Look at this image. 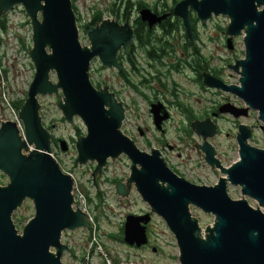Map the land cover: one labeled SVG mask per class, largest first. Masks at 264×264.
I'll return each instance as SVG.
<instances>
[{
	"label": "water",
	"instance_id": "1",
	"mask_svg": "<svg viewBox=\"0 0 264 264\" xmlns=\"http://www.w3.org/2000/svg\"><path fill=\"white\" fill-rule=\"evenodd\" d=\"M16 5L23 7L30 20L29 57L35 74L18 111L24 141L15 123L0 122V173L8 179L6 185L0 184V264H63L62 252H70L59 242L63 232L91 228L87 214L72 209L73 178L51 156L52 134L43 125L39 97L52 95H56L57 109L71 129L75 118L85 128V136L74 144L76 164L95 163L94 172L101 175L109 161L122 155L130 161L129 182L134 183L149 213L160 217L173 234L179 264H264V213L260 210L264 208V149L249 144L250 131L239 127L238 160L229 167L218 166L223 176L214 185H195L179 178L158 150L142 152L121 132L123 108L106 88L98 90L90 82L95 58L102 67L119 69L115 55L131 38L127 20L122 25L101 20L86 32L88 46H82L71 0H0V20ZM191 11L201 26L212 16H226L230 34L247 28L244 58L233 67V72L240 75L238 85L223 87L210 78L204 83L235 95L247 106L244 111H256L264 125V0H180L172 13L183 21L190 40ZM139 16L149 26L161 20L147 8L141 9ZM150 112L155 113L152 108ZM211 125L193 122L191 128L206 140L217 132L216 125ZM29 145H34V150L23 154ZM58 146L61 152L68 150L65 140H59ZM206 162L212 163L209 158ZM229 185L239 187L257 207H251L245 199H231ZM114 187L118 196L127 198L128 192L120 182ZM27 200L33 205L34 215L18 231L12 215ZM191 206L214 216L213 227L204 230L205 237L191 215ZM150 214L125 217L124 244L136 248L147 244L145 225Z\"/></svg>",
	"mask_w": 264,
	"mask_h": 264
},
{
	"label": "flooded vegetation",
	"instance_id": "2",
	"mask_svg": "<svg viewBox=\"0 0 264 264\" xmlns=\"http://www.w3.org/2000/svg\"><path fill=\"white\" fill-rule=\"evenodd\" d=\"M124 2L126 3L124 10H121L118 17L112 16L113 20L115 19L119 23L127 20L131 27L129 44L125 49L121 47L115 55L119 69L102 67L99 59L95 58L92 62L97 63L100 70L107 71L110 74L103 81L90 82L98 90L106 88L107 93L113 96L121 105L123 108L122 133L135 146L136 143L138 144L142 141L148 147L146 153H150L151 149L159 151L173 174L191 184L207 186L208 184L206 183L198 182L192 178L189 179L181 170V163L175 162V159L170 156V153L176 152L172 138H175L173 140H176L177 143L182 144L188 140L187 138H194L192 151L201 157L202 166L211 174L219 171V165L224 167V161L221 158L225 157L224 151L219 145L215 144L216 138L222 134L224 124L230 123L236 127L237 133L240 126H245L254 140L253 131L255 125L248 122L252 118V114H254L252 110L247 109L244 111L246 107L238 99L236 100L237 97L222 87H208L204 83L205 78H210V80L213 79L219 82L223 87L236 85L230 82V75H224V69L236 72L233 67L244 56L226 57L225 60L220 59L221 68L213 67L212 61L209 62L208 57L202 53L199 44L200 39L194 27L198 19L196 20L197 17L192 16V13L189 14L190 40L183 27V21L173 15L163 0H156L153 4L133 0ZM143 8L149 9L157 17H160V22L149 26L146 21H142L139 11ZM245 29L247 28L240 30L239 34L234 35L229 33L227 27L220 29V47L224 48L227 54L231 55L234 53L237 49V37L241 31L245 33ZM86 46H88V42ZM190 85L195 87V94H210L212 99L210 107L207 106V99L205 105H202L199 101L195 103L190 101L193 97L188 88ZM126 91L132 96H127V100L125 99ZM136 100L145 105L151 120L150 125L133 124V118L131 119L132 112L135 113L140 110L138 108L139 103ZM151 108L155 111L154 115L150 112ZM174 112H177L183 118V122L178 124L171 123ZM234 114H238V116ZM155 121L158 124H155ZM203 121L210 126H212L211 123L216 125L217 132L211 138H207V140H203L191 128L193 122ZM135 132L138 134L140 141L135 137ZM55 140L61 139L53 135L52 145ZM253 140L250 142L252 143ZM151 142L155 143V147L150 144ZM137 148L139 149V147ZM139 150L144 152L141 149ZM179 156L181 154L177 152V157ZM206 158L212 161L210 165L207 164ZM109 163L108 165L110 166ZM88 164L92 166L90 175L82 174L88 180L86 183H81L78 181L80 180L79 178L74 177L78 188L81 186L82 189H85L88 184H91L93 189L99 192L101 183L98 181L104 180L105 182L113 181L114 186L117 182H120L122 188L128 192V196L133 193V188L135 187L132 184L134 183L129 182V179L127 180L125 176L118 179L105 177L106 171L98 175L94 172L95 163ZM84 196L87 206L91 205L94 197L91 199L87 192ZM95 196L101 201V195ZM145 214L150 213L149 211H144L133 215L143 216ZM153 220L154 215L150 214V221L145 225L147 244L139 248L122 244L137 251H144L149 248L155 253L158 247L153 245L151 240L152 231L150 229ZM66 233L64 232L63 234ZM79 260L80 258H78Z\"/></svg>",
	"mask_w": 264,
	"mask_h": 264
},
{
	"label": "rangeland",
	"instance_id": "3",
	"mask_svg": "<svg viewBox=\"0 0 264 264\" xmlns=\"http://www.w3.org/2000/svg\"><path fill=\"white\" fill-rule=\"evenodd\" d=\"M129 0H75L74 6L76 7L77 16L80 18V23L78 24V28L80 25L88 22V19L92 15V11L100 10L103 12V19L113 20L110 14V9L115 5L119 4V2H124ZM133 1H142L148 4H153L156 0H133ZM166 3L168 8H172L174 2H179L180 0H163ZM262 8H259L261 10ZM192 16L196 17L195 13L191 11ZM12 20H22L25 19L28 22V17L24 16L23 13L17 12L12 13ZM115 20V19H114ZM230 22V19L226 16L215 17L212 16L209 20H207L203 26L200 25L199 21L195 24V32L198 35L200 41L199 44L202 49V53L208 57V61H212L213 67L221 68L220 59L225 60L226 57H243L245 55V48L243 38L245 37V33L241 31L242 36L237 37V49L234 53L227 54L224 48L220 47V29L227 27ZM122 25V23H120ZM30 23L23 29V36L27 42L30 43V39L32 37ZM82 31V30H81ZM86 34L80 32L79 30V40L82 46H86L87 39ZM12 64H14V68H12V73L15 74L17 78H19L21 82V90L22 93L20 95H26L27 87H26V78L30 77L34 79L35 69L34 67H28V65H33L32 61L28 56H17L14 55ZM27 65V68L24 66ZM224 75H230V82L238 85V80L240 75L234 73L233 71L224 69ZM238 73H240V68H238ZM109 72L100 70L97 63H91L89 77L90 81H103L105 77L109 76ZM51 78L54 79V75H51ZM191 94H193L192 99L190 100L192 103L199 101L202 105H205L207 99V106L210 107L211 96L210 94H195L194 86H188ZM60 97L61 93H58ZM227 94V93H225ZM196 95V96H195ZM230 95V94H229ZM127 96H130V93L126 91L125 99L127 100ZM207 96V97H205ZM236 98L235 96H233ZM238 98H236L237 100ZM232 100V99H230ZM139 103L138 108L140 109L138 112H132L131 119L133 120V124H138L141 126L150 125L151 120L146 111L145 105H143L139 100H136ZM238 101L247 107L240 99ZM39 102L41 104L40 115L43 119V123L46 127H50L52 134L58 138L63 139L67 142L68 150L66 152H61L59 147L56 148L53 146V152L55 158L62 162L64 167L62 169L69 173L70 176L77 177L81 183H86L88 180L82 176V174L90 175V171L92 170V166L90 164L86 166H79L75 163L76 160V151L74 149V144L76 140L82 136H85V128L81 121L78 118L73 120L74 129L66 123L65 121H61V112L57 109V97L56 95H52L50 97H39ZM251 110L250 108H248ZM254 114H252V118L249 119L248 122H251L255 125V129L253 131V136L255 140L249 144L253 147L264 149V125L258 120L257 112L252 110ZM183 122V118L177 113L174 112L172 124H178ZM77 127V129H76ZM263 127V128H262ZM122 132V130H121ZM236 127L232 126L230 123L224 124L222 127V134L216 138L215 144L219 145L220 148L224 151L225 157H221L224 161V167H229L232 163L238 160V145L236 144ZM137 140L140 141L138 134L134 133ZM172 143L176 148V152L170 153V156L175 159V162L181 163V170L187 175L189 179H195L198 182L206 183L207 186L214 185L219 177L223 176L220 170L216 173L211 174L207 169L202 166V159L200 156L194 154L192 151L194 138H187L188 140L185 143H177L176 140H173ZM207 140V139H206ZM151 145L155 147V143L151 142ZM32 149H34V145H32ZM136 146L144 152L148 151V147L142 143H136ZM177 152L181 154V156L177 157ZM23 154H25V150H23ZM121 157H123L121 159ZM119 159L114 161H109L110 166L108 165L103 171H106L105 177L109 178H119L126 177L128 180L130 178V161L126 158V156L122 155ZM0 181L1 185H6L8 179L5 176L1 177L0 173ZM101 184L99 185V192L93 189L91 184L87 185V188L82 189L81 186H75L73 184L72 195L78 194L81 195L85 201L84 194H89V197L93 199L91 205L86 206L88 211L91 214L93 219V225L97 230L94 232H90L87 229H79L76 231H70L65 234V240H68L71 243V246L74 250L77 251L81 257L84 254L88 255L87 250L93 249L94 247H100L105 254L110 259L111 264H120L122 262L132 264H179L178 257V248L176 245V241L174 239L173 234L169 231L166 224L163 220L158 217L156 214L154 215V220L150 226L152 231L151 240L153 245L158 247V250L153 253L149 248L144 251H137L135 249H130L126 245H123L118 240L112 239L110 237L116 238L120 229L124 225V220L127 215L130 214H139L140 212L150 211V208L146 203H144L139 197L135 188L133 193H131L127 198H121L115 193L114 182H105L104 180H99ZM133 185V184H132ZM133 187H135L133 185ZM80 189V190H79ZM228 195L233 200L245 199L248 201L251 207L256 208L257 204L250 200L247 197H244L240 193L239 187L228 186L227 187ZM95 195H101V201ZM74 196V195H73ZM73 209V208H72ZM74 209H76L74 207ZM73 209V210H74ZM80 210V209H78ZM264 213V208L260 209ZM81 211V210H80ZM191 215L198 220V223L201 228V235L205 237L206 232L204 230L206 227H213L214 224V216L210 214L203 213L200 209L191 206L190 207ZM82 212V211H81ZM34 215L33 205L30 201H25L22 206L16 210L12 219L13 222L18 229L21 231L26 222L32 218ZM91 226V225H90ZM95 233V241L92 244V237ZM62 235L60 237V244L62 240ZM51 252L55 251L51 249ZM100 256L95 253V260H99L98 264H102ZM61 262L63 264H74L65 251L62 252Z\"/></svg>",
	"mask_w": 264,
	"mask_h": 264
},
{
	"label": "built area",
	"instance_id": "4",
	"mask_svg": "<svg viewBox=\"0 0 264 264\" xmlns=\"http://www.w3.org/2000/svg\"><path fill=\"white\" fill-rule=\"evenodd\" d=\"M17 10L23 13L24 16H27L23 7L20 5H16L12 10L8 11L4 15V17L0 20V122L1 123L3 122V124L6 123V121L15 123L19 131V136L24 141V130L22 123L18 118V111L27 97V93L33 79H31L30 77L26 78V82H25L27 83L26 95H20L22 93L21 82L19 78H17L15 74L12 73V68H14L15 66L14 64H12V60L14 55L17 56L26 55L29 57V51L32 48V37L29 43L25 40L23 36V29L27 26L28 23H30L29 19L28 22H26L25 19L12 20L13 17L11 16V12L12 13L17 12ZM30 30L32 32V28ZM24 66L27 68V65ZM31 66L34 67L33 65H28V67ZM32 147L27 146L28 150L25 151L26 155L34 150L32 149ZM51 156L58 162L60 169L65 174H69L62 169L64 165L62 164V162H59L55 158L54 152L51 153ZM74 185L77 186L75 182ZM73 195H74L73 196L74 204L72 205V208L74 209L75 207L76 209H80L83 213L87 214L88 220L92 222L91 214L88 211V208L85 204L83 197L81 195L74 193ZM62 236L63 237L61 243L67 246H71V243L68 240H65V235ZM94 241H95V237L93 236L92 244ZM90 247L89 250H87L88 255L85 256V260H87V264L99 263V260H95L96 252L100 256L99 259H101L102 264H111L110 259H108V256L99 246L94 247L92 252H90ZM67 255L74 264H78L77 260L71 257L70 254ZM75 255L76 257L79 256V254H77V251ZM127 264H132V263L129 262Z\"/></svg>",
	"mask_w": 264,
	"mask_h": 264
},
{
	"label": "trees",
	"instance_id": "5",
	"mask_svg": "<svg viewBox=\"0 0 264 264\" xmlns=\"http://www.w3.org/2000/svg\"><path fill=\"white\" fill-rule=\"evenodd\" d=\"M74 1L75 0H71V2H72V5H73V10H74V12H75V14H76V7L74 6ZM177 2L175 1L174 2V5L176 4ZM174 5L172 6V8H169V10L170 11H172V9H173V7H174ZM126 7V3L125 2H119V4L117 5V7H115V5L110 9V14L111 15H113V16H115V17H118V15L120 14V12H121V10L123 9L124 10V8ZM129 8V7H128ZM102 15H103V12L102 11H100V10H94V11H92V15H91V17L88 19V22H85L84 24H82V25H80L79 24V30H80V32H82V33H84V34H86V32L89 30V28L90 27H92V26H95L96 24H98V23H100L101 22V20L103 19V17H102ZM196 20H197V18H196ZM76 21H77V23H80V18L77 16L76 17ZM82 30V31H81ZM19 107V106H18ZM61 121L63 122L64 121V119L63 118H61ZM48 129H50V127H48ZM76 129H77V127H76ZM57 140H55V142H54V147L56 148L58 145H57ZM3 175L1 174V177H2ZM0 184H1V181H0ZM93 228H95V226L93 225ZM97 230V228H95V231ZM122 228L120 229V231H119V233H118V236L116 237V238H114V237H110V238H112V239H115V240H118L119 242H121V243H123V240H122ZM90 232H91V230H90Z\"/></svg>",
	"mask_w": 264,
	"mask_h": 264
},
{
	"label": "bare ground",
	"instance_id": "6",
	"mask_svg": "<svg viewBox=\"0 0 264 264\" xmlns=\"http://www.w3.org/2000/svg\"><path fill=\"white\" fill-rule=\"evenodd\" d=\"M29 147H32V145H29Z\"/></svg>",
	"mask_w": 264,
	"mask_h": 264
}]
</instances>
